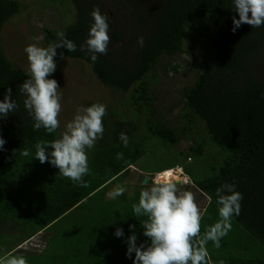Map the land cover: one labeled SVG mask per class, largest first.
Returning a JSON list of instances; mask_svg holds the SVG:
<instances>
[{
    "label": "trees",
    "instance_id": "trees-1",
    "mask_svg": "<svg viewBox=\"0 0 264 264\" xmlns=\"http://www.w3.org/2000/svg\"><path fill=\"white\" fill-rule=\"evenodd\" d=\"M70 1L75 21L64 29L43 28V46L56 40L57 31H65L77 50H61L64 57L87 63L105 87L129 93L124 105L133 120L107 113L103 138L89 150L87 187L35 159V145L59 138L62 131L34 130L24 110L18 86L27 71L11 62L1 36L22 6L17 0H0V99L10 87L19 104L15 113L0 120V135L6 140L0 150V256L23 255L29 264H132L125 255L124 240L132 234L128 226H136L138 243L147 240L141 227L145 218L132 211L140 192L111 199V186L127 180L132 167L152 149L189 140L194 146L188 152H174L169 162L160 161L168 168H182L189 178L187 191L205 199L201 233L219 219L217 187L235 183L244 197L221 247L208 242L211 264H264V26L244 24L233 33L232 0ZM97 6L109 15L110 44L107 54L92 63L79 46ZM141 36L142 47L137 43ZM192 37L211 44V63L185 90L180 123L170 125L158 117V68L166 57L185 55ZM181 68L170 62L163 76L179 75ZM143 126L147 133H141ZM121 131L130 137L128 147L119 140ZM117 153H123V159H117ZM179 157L184 166L178 164ZM117 227L124 229L125 237H115ZM37 235L42 236V247L22 251V245Z\"/></svg>",
    "mask_w": 264,
    "mask_h": 264
},
{
    "label": "clouds",
    "instance_id": "clouds-1",
    "mask_svg": "<svg viewBox=\"0 0 264 264\" xmlns=\"http://www.w3.org/2000/svg\"><path fill=\"white\" fill-rule=\"evenodd\" d=\"M232 11L235 13L232 16L233 33L244 24L256 28L264 26V0H232ZM90 15L92 23L79 50L95 63L100 55L108 52L110 18L98 6L92 9ZM33 39L34 42L24 48L29 69L18 91L24 97L23 107L33 121V129L38 131L43 128L48 134H53L61 127L62 112V88L54 73L58 60L65 58L61 50L75 52L77 44L62 30L56 32V40L47 46H41L42 37ZM137 43L142 47L144 37H139ZM18 108L19 104L9 87L0 99V120H5ZM106 115L107 105L104 103L81 106L64 126L59 138L35 145L33 157L41 164L47 162L57 168L60 175L73 183L87 187L85 176L90 172L89 150L103 138ZM119 140L124 147H128L130 137L127 132L121 131ZM5 144V138L0 135V150H4ZM23 155L28 156L29 152L25 151ZM116 158L123 159V153H117ZM181 172L179 167L166 168L150 175L145 181L150 186L140 191L138 203L132 206V211L135 217L145 218L141 227L147 240L138 243L136 226L131 224L128 228L132 234L124 240L127 246L125 255L132 260V264H211L208 242L211 241L219 249L222 238L231 231L233 218L240 215L243 193L237 190L235 183L225 182L215 190L219 219L201 233L204 210L191 191L180 189L179 185L184 183ZM126 191V186L118 185L108 196L116 199ZM114 235L123 238L125 231L117 227ZM0 264L29 262L23 255L8 253L0 256Z\"/></svg>",
    "mask_w": 264,
    "mask_h": 264
},
{
    "label": "rangeland",
    "instance_id": "rangeland-1",
    "mask_svg": "<svg viewBox=\"0 0 264 264\" xmlns=\"http://www.w3.org/2000/svg\"><path fill=\"white\" fill-rule=\"evenodd\" d=\"M17 1L21 3L22 12L17 17L15 16L16 18L9 20L4 26L1 33L2 45L11 62L21 70L28 72L29 63L24 48L28 44L33 43V38L37 36L42 37L40 44L43 46V28L64 29L75 21L76 14L70 0H63L65 4H61L60 0ZM188 46L186 47L185 55H179L175 58L166 57L162 63L163 66L158 68L160 82L154 89L158 95L157 104L160 107L158 117L168 124L171 122L170 125L180 123L179 114L183 111V108H186L185 90L193 87L199 71H203L211 63L213 49L209 42H203L192 37L188 42ZM170 62L179 64L182 68L179 75H170L168 78L163 76V74ZM54 74V78L57 79L62 88L61 131H64V126L71 121L78 108L81 106L87 107L96 102L106 104L107 113L109 114L114 111L125 118L131 116L130 108L124 105L129 93L115 92L105 87L84 61L65 58L61 61ZM131 118L133 120V116ZM178 120H180L179 123ZM200 127L205 133L204 125L200 124ZM145 132H148L147 126L141 127V133ZM192 146H194L193 141L181 140L173 148L152 149L146 158L140 160L132 167L128 179L111 186V191L118 185H124L127 187L125 193L129 194V196L132 197L139 194V186L141 184L148 187V184H145V180L150 175H153L151 172L170 166L162 164L161 158L169 162L173 158L172 153L188 152ZM177 162L179 165L184 166L185 161L182 158L179 157ZM188 162H190L189 159ZM181 170V178L184 181L182 184L185 185L181 186L180 189L187 191L186 184H188L189 178L184 174L182 168ZM142 178L144 179L143 181ZM193 195L195 200L201 203L199 206L201 208L204 207L203 201L205 199H201L199 193H194ZM43 244L42 236L37 235L22 245V247H25L22 251L37 250ZM33 258L39 261L38 257Z\"/></svg>",
    "mask_w": 264,
    "mask_h": 264
},
{
    "label": "water",
    "instance_id": "water-1",
    "mask_svg": "<svg viewBox=\"0 0 264 264\" xmlns=\"http://www.w3.org/2000/svg\"><path fill=\"white\" fill-rule=\"evenodd\" d=\"M146 180H147V179H146ZM146 180H145V181H146ZM145 184H146V183H145Z\"/></svg>",
    "mask_w": 264,
    "mask_h": 264
},
{
    "label": "bare ground",
    "instance_id": "bare-ground-1",
    "mask_svg": "<svg viewBox=\"0 0 264 264\" xmlns=\"http://www.w3.org/2000/svg\"><path fill=\"white\" fill-rule=\"evenodd\" d=\"M185 177V176H184ZM183 180V179H182Z\"/></svg>",
    "mask_w": 264,
    "mask_h": 264
}]
</instances>
